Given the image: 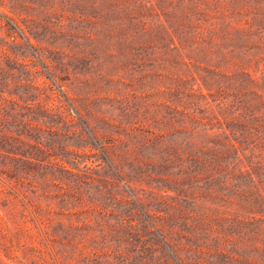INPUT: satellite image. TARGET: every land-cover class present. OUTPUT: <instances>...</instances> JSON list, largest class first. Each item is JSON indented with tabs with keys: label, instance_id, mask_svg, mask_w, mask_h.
Listing matches in <instances>:
<instances>
[{
	"label": "trees",
	"instance_id": "obj_1",
	"mask_svg": "<svg viewBox=\"0 0 264 264\" xmlns=\"http://www.w3.org/2000/svg\"><path fill=\"white\" fill-rule=\"evenodd\" d=\"M125 2L126 47L181 124L126 142L125 160L112 134L48 106L0 40V264H264V75L234 60L254 17Z\"/></svg>",
	"mask_w": 264,
	"mask_h": 264
},
{
	"label": "rangeland",
	"instance_id": "obj_2",
	"mask_svg": "<svg viewBox=\"0 0 264 264\" xmlns=\"http://www.w3.org/2000/svg\"><path fill=\"white\" fill-rule=\"evenodd\" d=\"M198 1L173 3L180 10ZM225 2L255 19V47L240 41L234 60L254 77L264 75V0ZM25 23L33 25L37 37L29 35ZM0 40L8 41L19 60L27 63L48 106L74 121L80 116L99 136L112 134L125 160L126 142L141 144V135L171 132L181 124L176 110L161 109L160 82L140 76L133 61L137 51L126 47L125 0H0ZM132 125L134 136L128 133ZM84 137L89 141L86 133ZM82 149L101 156L99 149ZM151 151L141 150L145 156ZM120 173L127 194L134 182L126 169ZM0 257L10 261L1 249Z\"/></svg>",
	"mask_w": 264,
	"mask_h": 264
}]
</instances>
